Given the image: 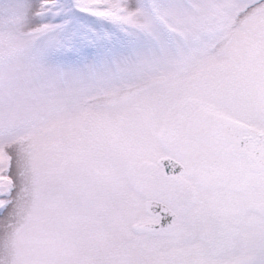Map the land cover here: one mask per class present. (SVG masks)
Wrapping results in <instances>:
<instances>
[{"label":"snow or ice","instance_id":"6c2138e0","mask_svg":"<svg viewBox=\"0 0 264 264\" xmlns=\"http://www.w3.org/2000/svg\"><path fill=\"white\" fill-rule=\"evenodd\" d=\"M0 264H264V0H0Z\"/></svg>","mask_w":264,"mask_h":264}]
</instances>
